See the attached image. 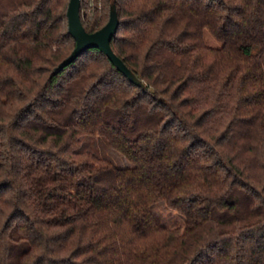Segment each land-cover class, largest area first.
I'll return each mask as SVG.
<instances>
[{"label":"trees","instance_id":"obj_1","mask_svg":"<svg viewBox=\"0 0 264 264\" xmlns=\"http://www.w3.org/2000/svg\"><path fill=\"white\" fill-rule=\"evenodd\" d=\"M69 1L0 0V264H264V0H81L143 88Z\"/></svg>","mask_w":264,"mask_h":264},{"label":"water","instance_id":"obj_2","mask_svg":"<svg viewBox=\"0 0 264 264\" xmlns=\"http://www.w3.org/2000/svg\"><path fill=\"white\" fill-rule=\"evenodd\" d=\"M68 30L75 40V47L68 57L61 61L54 73L59 74L65 67L73 63L83 52L88 49H98L109 61L126 76L130 82L139 87L144 83L130 70L124 61L116 55L111 46V40L117 32L119 17L115 3H112L109 11L108 22L95 32H88L81 19V0H70L67 10Z\"/></svg>","mask_w":264,"mask_h":264},{"label":"rangeland","instance_id":"obj_3","mask_svg":"<svg viewBox=\"0 0 264 264\" xmlns=\"http://www.w3.org/2000/svg\"><path fill=\"white\" fill-rule=\"evenodd\" d=\"M204 37L208 45H219L217 40L208 31L205 32ZM82 142L83 149L92 151L101 157L109 158L118 166L128 165V161L123 157V155L112 148L104 138L84 136L82 137Z\"/></svg>","mask_w":264,"mask_h":264},{"label":"built area","instance_id":"obj_4","mask_svg":"<svg viewBox=\"0 0 264 264\" xmlns=\"http://www.w3.org/2000/svg\"><path fill=\"white\" fill-rule=\"evenodd\" d=\"M95 8H98L99 10L102 8V3L100 0H89L87 7L84 8V10H82L83 13H90L93 10H95Z\"/></svg>","mask_w":264,"mask_h":264}]
</instances>
